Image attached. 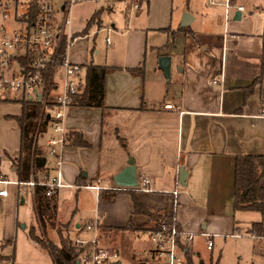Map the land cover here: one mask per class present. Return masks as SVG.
I'll return each mask as SVG.
<instances>
[{"label": "crops", "instance_id": "crops-1", "mask_svg": "<svg viewBox=\"0 0 264 264\" xmlns=\"http://www.w3.org/2000/svg\"><path fill=\"white\" fill-rule=\"evenodd\" d=\"M62 1L57 0L58 5ZM110 1L120 2H98L103 5L97 15L78 28L71 15L69 57L83 65L84 71L80 98L70 110L67 130L69 136L79 134L87 146L75 144L73 137L69 140L63 175L74 188L62 189L55 198L57 222H72L68 235L74 239L87 237L86 225L98 217L101 243L119 254L120 264H160L151 257L154 223L135 213L132 192L145 207L170 214L172 193L178 188L179 225L198 234L188 253L195 264H207L200 250L201 241L207 249V238L201 234L216 235L212 250L207 249L213 251L219 233L231 236L240 229L236 216L229 214L236 157L264 156V81L254 84L261 75L264 0H230L245 10L239 21L236 12L228 22L222 5L226 0L141 1L136 15L124 9L127 32L120 34L126 45L120 58L113 43L106 42L112 34H119L114 25L109 33L106 29L110 26L103 21V16L113 11ZM186 12L194 16L188 32L180 29ZM57 17L60 22L63 15ZM101 33L105 34L106 54L103 62L96 63L100 51L95 41ZM91 40L95 44L92 51ZM164 56L171 58L169 79L160 67ZM93 66L112 69L105 78L101 108L95 105L94 87L89 85V68ZM0 104L22 107L15 101ZM167 105L174 108L167 109ZM20 115L8 114L6 118ZM10 122L15 130L19 128L13 118ZM49 135L39 143L45 166ZM20 148L21 130L18 145H0L7 159L4 162L5 155L0 152V180L18 182L14 164L20 160ZM131 159L138 183L143 177L150 178L153 192L116 190L115 177ZM182 168L188 173L186 185L177 187ZM8 186H13L14 195L21 194V186ZM7 192V197L0 198H8L11 192ZM51 231L59 241L57 231ZM251 236L253 256L259 260L255 264H264V252L259 250L264 239Z\"/></svg>", "mask_w": 264, "mask_h": 264}, {"label": "built area", "instance_id": "built-area-1", "mask_svg": "<svg viewBox=\"0 0 264 264\" xmlns=\"http://www.w3.org/2000/svg\"><path fill=\"white\" fill-rule=\"evenodd\" d=\"M105 0H0V101L36 102L42 105L34 145H39L40 136L49 134L47 142V159L44 171L38 179L19 183L0 180V184H15L31 189H43L44 199L55 205V198L62 189L74 188L68 184L63 175L65 151L69 145L67 121L71 108L80 98L81 75L84 66L73 62L69 57L73 37L68 32L72 23V9L84 2L98 3ZM125 9L136 15L142 8L141 0H120ZM225 20L228 22L236 12L245 8L226 0ZM63 18L58 21V14ZM35 17L31 22V16ZM109 33L114 30L106 29ZM112 44L111 37L106 39ZM229 50H233L232 48ZM167 109L174 108L167 105ZM264 116V110H263ZM3 155L0 153V164ZM150 178L143 177L142 183L135 188L117 187L116 190L136 192H153L149 188ZM180 181L177 183L179 187ZM83 188L99 191L101 187L85 186ZM171 221L160 229L150 232L152 261L160 264H189L187 252L197 233L181 228L178 220L180 207L178 188L173 191ZM7 190L0 191V197H7ZM92 232L89 239L77 237L71 239L75 248L82 251L81 264L119 263V254L103 245L100 240V223L98 217L85 227ZM207 238V249L212 250L213 237ZM240 232L231 237L239 238ZM10 264V263H1Z\"/></svg>", "mask_w": 264, "mask_h": 264}, {"label": "rangeland", "instance_id": "rangeland-1", "mask_svg": "<svg viewBox=\"0 0 264 264\" xmlns=\"http://www.w3.org/2000/svg\"><path fill=\"white\" fill-rule=\"evenodd\" d=\"M102 3L84 2V4H79L74 7L72 10V16L75 28L80 27V24L82 22L86 24V19H90L92 16H96L97 11L100 10L101 6L103 5ZM110 3L112 5L111 7L113 8V11L109 13L107 12V14L103 16V21L111 28H113L112 25H114L115 28L119 31V34L111 35V40L117 52H120L118 54V58H120L121 55H123V49L126 45L124 43L125 36H123V34H120L123 32L125 35L127 32V30H125L126 15L123 13L125 7L121 2L110 1ZM186 13H190L193 16L191 12ZM104 36V33L99 34L97 41H95L96 50L100 51V57L95 59L96 63L103 62V58H105L106 49L103 42ZM94 47V41L91 40L89 43V48H91V51ZM21 113L22 107L19 105L0 104L1 146H14L19 144L20 127L15 130L16 128L14 129L12 122H10V119L12 118H6V115H20ZM42 138L43 136H40L39 142L42 141ZM0 152L3 151L0 150ZM4 162H7L6 155L4 157ZM4 167L5 164L1 166V169L3 168V173H5ZM14 167L17 168L16 164H14ZM12 188L13 186L0 185V191L7 190L11 192L8 198H0V246L5 245L3 254L10 258V260H12V262L8 261L4 263L55 264L50 252L43 248L41 245H38L33 237V234L39 236L40 231L43 232V229L37 220L34 202L35 198L31 193V189L21 186L19 187V189L21 190V194L18 195L17 192V195H14ZM22 199L25 200L24 203L22 202ZM229 214L230 216H236V220L240 222V229L235 231V233L240 232L241 236L239 238H235L226 236L230 235V233H219V237L215 239V247L213 251H208L206 249V245H204V243L201 241L200 250L203 253V257L205 258L207 264L258 263L259 260H257L253 256L254 240L252 239L249 230L252 223L262 220L261 215L258 212H235L233 202L231 213ZM61 215H64V212H61ZM65 217H69V214H67ZM72 226H74L73 223ZM51 230L53 229L49 228L47 230L46 238L53 243H58L59 241L58 237L56 236V232L54 233ZM86 234L87 237L82 236L81 238L92 237V232ZM262 243L263 245H260L259 250L264 252V240L262 241Z\"/></svg>", "mask_w": 264, "mask_h": 264}, {"label": "trees", "instance_id": "trees-1", "mask_svg": "<svg viewBox=\"0 0 264 264\" xmlns=\"http://www.w3.org/2000/svg\"><path fill=\"white\" fill-rule=\"evenodd\" d=\"M262 11L264 13V7ZM30 18L31 22L35 19L34 15ZM182 30L188 32V27ZM262 38L261 75L255 80V85L264 81V34ZM109 71H112V69L97 66L89 68V85L94 87L92 90L93 99L95 105L100 108L104 106L105 78ZM132 72L139 73L136 70ZM96 86L98 87L95 88ZM20 104L22 105V114L12 118L18 123L21 130L20 160L16 164L18 182L25 183L29 182L32 178L38 179L45 167L46 160L40 145H34L42 105L36 102H21ZM71 137L74 138L75 144L87 146L86 143L82 142L79 134L70 135L69 140ZM34 198L37 220L43 229V232L40 231L39 236L33 234L34 240L38 245H41L50 252L55 264H81L79 258L82 251L74 247L68 235L73 229L72 222L67 224L57 222L56 206L49 204L44 199L42 188L37 187L35 189ZM132 198L135 213L148 216L150 221L154 223L151 230L156 231L163 224L171 221V213H162L145 207L134 192H132ZM233 207L235 212L260 213L262 221L254 223L249 233L261 239L264 238V156L243 154L236 157ZM49 228L57 229L56 231L59 235L58 243H53L46 238ZM142 229L146 230L145 227ZM4 247L5 245L0 246V264L8 261L12 262L10 258L3 254ZM187 259L189 264H195L188 252Z\"/></svg>", "mask_w": 264, "mask_h": 264}, {"label": "water", "instance_id": "water-1", "mask_svg": "<svg viewBox=\"0 0 264 264\" xmlns=\"http://www.w3.org/2000/svg\"><path fill=\"white\" fill-rule=\"evenodd\" d=\"M241 12L236 13V20L241 19ZM194 17L190 13H185L182 18V22L180 25V29L186 28L191 25ZM160 67L166 74L167 78H170V70H171V58L169 56H164L160 59ZM188 173L182 168L180 172L179 181L181 186L186 185ZM116 185L121 188H135L138 186V180L136 176V168L135 162L133 159L129 161L128 167H126L120 174L115 177ZM205 228V227H204ZM120 264V263H114Z\"/></svg>", "mask_w": 264, "mask_h": 264}]
</instances>
